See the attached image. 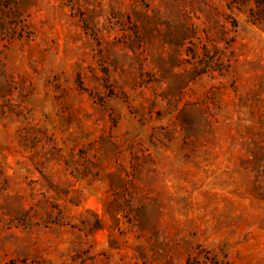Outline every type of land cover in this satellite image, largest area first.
<instances>
[{"label": "rangeland", "instance_id": "1", "mask_svg": "<svg viewBox=\"0 0 264 264\" xmlns=\"http://www.w3.org/2000/svg\"><path fill=\"white\" fill-rule=\"evenodd\" d=\"M40 2L0 0V43L8 40L4 47L12 46L19 69L7 93L18 86V103L9 102L0 115V223L16 219L45 235L59 231L73 236L95 264H219L213 255L219 243L213 248L210 241L248 222L240 197L219 189L189 194L184 186L192 187L188 177L202 188L203 182L219 183L215 171L227 167L234 156L253 171L264 167V77L252 82L245 74L233 82L239 94L232 84L217 89L218 103L226 110L214 122L202 121L189 110L186 123L178 126L171 168L121 150L116 141L110 140L114 149L105 150L99 135L86 148L74 147L70 136L77 132L76 120L30 106L57 79H35L32 56L48 72L62 75L61 62L69 55L68 69L80 67L70 72L73 84L78 79L95 89L105 69L114 70L111 62L131 49L125 51L126 45L118 43L124 33L112 12L115 0H50L54 7L48 19L41 18ZM102 57H107L103 66ZM0 65L3 85L10 73L4 60ZM99 88L96 95L102 98L106 89L102 84ZM70 102L74 113L81 110L71 97ZM212 107L222 111L218 104ZM84 111L92 109L85 105ZM89 129L92 135L91 125ZM248 196V207L264 204L255 189ZM105 204L119 209L115 220Z\"/></svg>", "mask_w": 264, "mask_h": 264}, {"label": "clouds", "instance_id": "2", "mask_svg": "<svg viewBox=\"0 0 264 264\" xmlns=\"http://www.w3.org/2000/svg\"><path fill=\"white\" fill-rule=\"evenodd\" d=\"M38 7L44 10L41 18L48 19V10L54 5L50 0H41ZM111 8L124 33L118 43L131 52L111 62L114 70L105 69L95 89L87 82L81 85L78 79L73 84L70 72L80 67L68 69L69 55L61 62L62 75L48 72L37 56H32L35 79H50L52 75L57 79L33 97L30 106L51 108L58 115L66 113L70 120H76L77 132L70 136L74 147L86 148L92 136L99 135L105 150L114 149L116 145L110 140L116 141L121 150L134 156L142 154L149 163L155 160L161 167L171 168L179 143L178 126L186 123L189 110L196 111L202 121L214 122L226 110L218 103L217 89L223 91L232 84V91L239 94L233 82L245 74L252 82L264 77V2L115 0ZM8 43L7 39L0 43V60L10 73L4 77L6 83L0 85V115L7 111L9 102L18 103V86H12L11 94H7L14 85L13 77L19 73L14 49L10 44L4 47ZM182 50L187 51L186 57ZM106 59L101 58V66ZM101 84L106 89L102 98L96 95ZM260 91L264 93V83ZM70 97L80 105L79 112H73ZM213 104L222 111L213 109ZM85 105L91 107L90 113H85ZM215 176L220 178L217 184L203 182L202 188L188 177L192 187H184L189 194L217 189L224 195L231 192L240 197L248 222L210 241L213 248L219 243V252L213 255L219 264H264V204L253 202L248 207V193L253 189L264 200V167L253 171L234 156L227 167L221 165L215 171ZM105 208L115 220L119 209L107 204ZM81 247L79 239L59 231L45 235L39 228L16 219L0 223V264H80L81 260L95 264L88 261Z\"/></svg>", "mask_w": 264, "mask_h": 264}]
</instances>
